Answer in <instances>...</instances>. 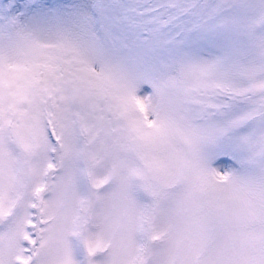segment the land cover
I'll use <instances>...</instances> for the list:
<instances>
[{"label":"snow or ice","instance_id":"obj_1","mask_svg":"<svg viewBox=\"0 0 264 264\" xmlns=\"http://www.w3.org/2000/svg\"><path fill=\"white\" fill-rule=\"evenodd\" d=\"M0 264H264V0H0Z\"/></svg>","mask_w":264,"mask_h":264}]
</instances>
